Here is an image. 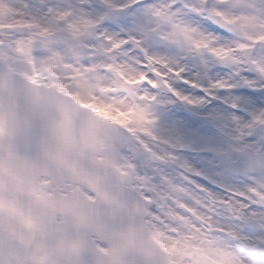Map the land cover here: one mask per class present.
<instances>
[{
    "label": "snow or ice",
    "instance_id": "obj_1",
    "mask_svg": "<svg viewBox=\"0 0 264 264\" xmlns=\"http://www.w3.org/2000/svg\"><path fill=\"white\" fill-rule=\"evenodd\" d=\"M60 10L87 22L90 53L143 75L156 139L147 150L134 143L151 183L227 213L264 264V219L250 218L264 208L250 198L251 178L264 176V0H68ZM244 20L257 25L252 39ZM247 157L261 166L250 170ZM236 203L240 217L229 212Z\"/></svg>",
    "mask_w": 264,
    "mask_h": 264
},
{
    "label": "rangeland",
    "instance_id": "obj_2",
    "mask_svg": "<svg viewBox=\"0 0 264 264\" xmlns=\"http://www.w3.org/2000/svg\"><path fill=\"white\" fill-rule=\"evenodd\" d=\"M67 3L68 0H0V59L34 80L57 84L81 103L112 116L131 129L132 142L121 150L118 165L123 169L127 162L135 166L140 180L138 189L153 202L146 222L173 264H257V260L248 255L256 246V239L234 231L232 243L224 237H217L209 229V226L227 230L235 228L225 219L227 213L213 214L210 206L203 211L205 206L195 197L191 198V205L186 204L184 200L189 194L178 184L168 183L161 188L151 183L134 142L138 141L140 148L147 150V145L156 139L153 120L150 119L155 107L151 103L152 97L139 84H131L130 94L112 91L114 82L131 81L140 75H132L111 57L105 59L90 53L84 43L87 22L66 21V13L60 9ZM15 23H27L29 30L10 28V24ZM242 24L248 30V39H252L251 34L256 32L257 25L250 20H244ZM240 35L238 32L237 36ZM260 38L257 36L256 39ZM127 110H132V113H127ZM133 160L137 163L134 164ZM142 174L148 179L144 186V180L140 178ZM251 179L255 185L253 190L259 189L264 196V176L257 174ZM146 193L149 195L146 196ZM254 200L256 205L263 202L261 199ZM229 210L233 216L240 217L238 212L242 214L238 203L230 206ZM250 218L257 222L264 219V208L259 210V215ZM235 243L239 249H234Z\"/></svg>",
    "mask_w": 264,
    "mask_h": 264
},
{
    "label": "water",
    "instance_id": "obj_3",
    "mask_svg": "<svg viewBox=\"0 0 264 264\" xmlns=\"http://www.w3.org/2000/svg\"><path fill=\"white\" fill-rule=\"evenodd\" d=\"M127 142L128 139L124 141L120 146H123ZM108 145L112 149L115 148V143H110ZM114 161L115 159L113 160V162ZM129 173H132V171L129 170ZM126 185L131 186V182L129 181L126 182ZM105 209L107 210V213H109L105 217H101V216L91 217L90 213H86V219L82 220L83 241L90 232L100 231L102 227H107V228H110L112 226L114 227V220H113L114 211L112 204L109 203L108 201H105ZM7 223L8 220L0 225L2 230L5 232L10 231V229L6 227ZM28 229L30 230V233L37 236L36 238L32 239L33 246L27 248V247H23L22 245L20 246L17 245L15 249L23 253L31 252L33 258L35 259V263L32 264H48L49 251L52 253V249L55 250L57 248L64 249L60 252V254L56 252L58 256V261H62L66 264H76L74 259L71 257V251H73V249L71 248V250L69 251L67 248L68 246L67 243L71 240V237L69 235L70 234L69 226L58 225L54 223V221H52L50 218L48 222V226L47 224H43V223L29 222ZM76 229L78 230V227ZM4 245H2V248L5 247ZM82 251H91L90 245L82 243ZM15 253L16 251H14V253H12L11 255L15 257ZM44 259H46V261H44ZM98 260L100 261L101 264H103L105 261H112L109 258L106 257L104 258L102 256H100ZM160 260L161 259L159 257L155 256L154 254H151L148 258L145 259V264H164ZM54 262L56 264L55 259Z\"/></svg>",
    "mask_w": 264,
    "mask_h": 264
},
{
    "label": "bare ground",
    "instance_id": "obj_4",
    "mask_svg": "<svg viewBox=\"0 0 264 264\" xmlns=\"http://www.w3.org/2000/svg\"><path fill=\"white\" fill-rule=\"evenodd\" d=\"M86 141L89 142V144L91 145L90 140L88 139V137L86 138ZM92 144H93V142H92ZM93 151H97V154H103L104 155L105 153H108L109 152V147L106 144H103V145L96 144L95 145V148L93 149ZM86 158H84V159H86ZM89 162L94 163L93 165L94 166H98V167H100V166H107V162H106V159L105 158L103 160H101V161L100 160L95 161L93 158H90ZM84 163L82 164V166L84 165ZM71 164H73V163H71ZM85 164H87V163H85ZM70 166L72 167L73 174L79 173V171H81L82 174H84L86 172V170L84 169V167H82L80 165V163L73 164V165H70ZM103 185H106V184L103 183ZM162 195L164 196L165 193L163 192ZM135 224H136V221L133 222L132 226L135 225Z\"/></svg>",
    "mask_w": 264,
    "mask_h": 264
}]
</instances>
